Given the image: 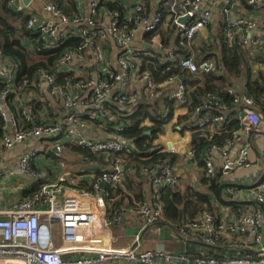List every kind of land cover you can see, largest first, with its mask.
<instances>
[{
    "label": "built area",
    "instance_id": "built-area-1",
    "mask_svg": "<svg viewBox=\"0 0 264 264\" xmlns=\"http://www.w3.org/2000/svg\"><path fill=\"white\" fill-rule=\"evenodd\" d=\"M39 1L51 17L31 13L27 18V27L41 35L43 46L48 49L60 47L70 37L81 38L78 46L68 47L61 52L55 67L56 71L73 72L77 80L65 88L57 85L56 73L41 71L39 78L28 85L44 90L55 98L60 97L63 114L58 120L25 127V121L32 120L31 102L34 99L31 96L30 103L22 102L23 95L28 92L31 95L33 88L18 92L11 101L21 112V118L15 117L8 100L9 92L15 88V65L0 48V82L7 84L0 93V111L6 122L0 139V183L10 176V172L2 167L3 152L28 141L37 146L21 154L19 172L31 177L34 183H39L32 194L18 199L13 207L0 208V264H264V176L240 188L227 184L223 188L227 199H247L262 208L254 209L250 205L234 221H223L211 212H205L188 220L176 232L184 237L198 235L204 243L214 245L229 234H243L249 230L252 241L245 251L227 253L223 258L174 253L168 251L159 240L154 244L142 240L141 233L145 228L162 217V205L158 201L134 200L113 215L109 211L106 188L125 181L123 155L131 152L135 146L119 133L126 126L124 120L127 116H121L123 124L116 129L114 137L93 138L83 134V130L88 131L94 125L102 126L101 121L112 110L114 102L135 107L143 100L152 101L159 89L172 83H176L174 90L160 104L171 99L174 105L189 109L191 93L181 76L156 82L154 74L148 70L142 71L141 65L144 56L158 57L157 53L133 44L139 30L148 34L163 23L162 9L168 12V21L171 20V26L176 29L177 39L168 48L166 56L158 58L172 62L176 61L179 50L190 52L189 56H181L178 64H169L162 70L163 74L177 65L193 74L219 70L215 59L197 60L193 50L197 33L210 25L216 11L221 15L222 31L228 43H238L264 52V32L260 31L257 19L239 11L238 0H162L161 7L153 13L147 9L145 0H138L122 13L105 8V0H91L87 7L80 0H71L76 8L74 14H68L50 0ZM19 2L10 0L18 11H22L23 5ZM246 3L258 9L264 7V0H246ZM181 17L188 19L180 22ZM109 37L114 39L119 51V68L116 70L103 49V42ZM153 38L162 46L163 42L158 36ZM88 54L92 57L93 69L74 72L71 64ZM27 82L25 80L24 83ZM137 82L145 86L140 96L130 91L132 84ZM231 93L233 100L230 104L225 103L218 94L208 93L201 97L190 113L193 133L211 140L228 120L229 113L234 110L239 112L237 118L242 126L234 132L233 139L222 146L213 145L207 151L204 167L209 179L221 172L226 174L249 168L252 164L250 144L246 142L235 158L230 157L231 148L245 135L264 133V113L259 112L261 105L256 98L235 87ZM167 113V110L163 111V118L167 117ZM9 126L12 131H9ZM67 143L101 154L108 168L92 169L90 166L95 163L83 157L88 169L82 170V174L65 170L52 179L44 180L36 166L40 155L39 144L63 154ZM175 151V147L169 143L168 152ZM213 151L223 156L221 167L215 165ZM189 153L194 155V150L191 149ZM158 166L161 169L159 174ZM140 174L151 179L156 197L163 186L179 185L178 174L170 159H165L155 168L144 166ZM78 178H89L88 185H76ZM103 183L106 188H102ZM127 212L140 218L144 224L131 245L116 246L112 227L119 224ZM55 221L60 229L61 241L58 244L54 239Z\"/></svg>",
    "mask_w": 264,
    "mask_h": 264
},
{
    "label": "trees",
    "instance_id": "trees-1",
    "mask_svg": "<svg viewBox=\"0 0 264 264\" xmlns=\"http://www.w3.org/2000/svg\"><path fill=\"white\" fill-rule=\"evenodd\" d=\"M58 4L68 14H74L75 5L71 0H50ZM246 1V0H243ZM105 8L111 10H118L122 13L121 8L114 2L105 1L103 3ZM163 23L158 27L156 31L146 34V38L152 39L153 36H160L159 38L165 44L163 36V30L161 29L168 12L165 9L161 10ZM27 18L23 12H15L11 6L10 0L0 1V48L5 56L11 58L15 65V88L9 92V108L14 113V116L21 118L20 111L17 110L16 105L11 101L18 92L26 91L33 88L31 85L34 79H38L41 71H47L56 73V83L59 86L69 88L72 83L77 79L74 77L73 72L69 71H56V62L61 52L68 48H74L81 42V38L78 36L70 37L65 40L60 47L56 49L44 48V41L39 33L28 29ZM171 25V20H169ZM173 28V27H172ZM32 43H29V42ZM30 44V45H29ZM202 47L197 60H203L208 58H214L219 64L218 71L205 72L200 74H193L187 69L181 66H172L169 71L162 73L169 64H178L181 56H189L190 52L187 50H179V54L176 55V61H162L158 57L144 56L142 58V71H150L154 74L156 82L162 83L165 79L171 76H184L186 80L184 83L188 87L191 93V103L189 104V116L193 107L200 102L201 97H204L208 93H216L221 99L227 103H232L233 96L231 89L237 84L243 92L250 94L256 98L258 103L264 110V70H257L255 68V62L258 59L260 63L264 64V56H256L252 52L250 47H244L238 43H228L223 34L220 36L219 49ZM25 80L28 82L25 84ZM6 83L0 82V93L6 88ZM161 89H159L160 92ZM157 95L152 101H141L133 111H131L129 117H126L125 128L119 133L128 141L134 143V149L128 154H124L125 160L124 168L126 171L125 181L121 185L115 187L108 185L106 188L107 202L109 211L113 215L117 210H121L127 205H131L133 200L142 201L144 192H140L137 198H133L126 189H131L133 184L140 185L142 175L140 170L144 166H150L155 168L157 165L163 163L165 159H170L173 164L176 159V153L163 151L162 146H157L153 141L157 138L158 134L164 132L165 124L170 120L174 112V101L167 99L166 103L160 104L161 100H156ZM46 102L41 100H33L31 102L32 120L25 121L24 126H32L43 122V118L40 117V112L45 107ZM167 110V117L163 118V111ZM232 114V113H231ZM228 117V120L221 126V130L214 133L213 138L208 140L206 137L199 136V133H193V150L194 155L199 159L206 157L207 151L211 150L213 145H224L228 140L233 139L234 132L242 126L241 121L238 118ZM188 115L184 116L187 117ZM128 120V121H127ZM149 120L150 125L145 124V121ZM5 119L0 111V139L4 134ZM151 130V133L147 134L146 131ZM155 148V150H152ZM65 152H71L79 154L83 157H88L90 162L95 163L90 167L92 169L101 170L104 162L101 154H96L89 149L81 148L74 143H67ZM108 168V166L106 165ZM149 178V177H148ZM219 175L215 178L209 179L206 177L205 184L209 187L212 193H215L216 200L213 199L208 192L191 188L188 190H181L179 186H163L158 192V197L154 195L155 201H158L162 205V217L155 223L145 228L142 235L143 241H148L151 238H158L157 231L161 228H166L174 234V237L170 240L174 242L177 247L171 248L174 253H186L189 255H207L223 258L227 253L221 252L218 249L220 241L219 239L214 245L201 247L199 251L193 247V245L185 243V238L176 232H179V228L188 220H193L205 212H211L217 219L220 218L219 209L216 201L230 204L228 199H225L226 195L220 189ZM43 181V179L41 180ZM76 185L86 186L88 181L77 182ZM39 187V183H36L29 187L27 194H32ZM227 198V197H226ZM126 201V202H125ZM190 236V235H189ZM163 244L166 241H160ZM165 245V244H164ZM165 247H167L165 245ZM218 251V252H217Z\"/></svg>",
    "mask_w": 264,
    "mask_h": 264
},
{
    "label": "crops",
    "instance_id": "crops-1",
    "mask_svg": "<svg viewBox=\"0 0 264 264\" xmlns=\"http://www.w3.org/2000/svg\"><path fill=\"white\" fill-rule=\"evenodd\" d=\"M90 1L91 0H80L81 4L84 7H87ZM105 1L116 3L117 5H119L122 11L126 12L128 8H130L138 0ZM238 1L240 2L238 10L256 18L259 23L260 31L264 32V7L258 9L254 6L248 5L246 1ZM145 2L147 9L150 11V13H153V11H155L158 7H161L162 0H145ZM19 3L23 5L22 11H18L16 5L11 4L15 12H23L25 16H28L31 13H38L41 15V17H51V14L43 10L42 3L39 0H34L30 3H25L24 0H20ZM106 20H109L108 16L106 17ZM161 29L163 30V34L165 35V37L163 36L164 41H166L165 44L162 43V46H160V42L157 39L153 38L148 40L145 36L146 34H144L140 30L137 32L133 44L135 46L143 47L148 51L157 53L158 57L165 56L168 48L172 46L174 44V41L177 39L175 32L176 29H173L170 25L168 16H166L165 22ZM221 35L222 19L219 11H216L210 25L200 30L196 35V41L193 49L195 56L197 57L199 55L202 47H216L215 49H219V41ZM29 43L32 42L30 41ZM103 49L107 56L111 59L112 68L115 70L118 69L119 51L114 39L109 37V39L104 41ZM250 50L254 52L256 56H264V52L262 51L255 50L253 48H251ZM91 66L92 57L90 54H88L84 59H76L71 64V68L74 72H86V68L91 69ZM255 68H257V70H264V64L260 63L257 59L255 62ZM184 80H186V78H184ZM236 83L241 86L240 83ZM237 84L234 87L238 91H242V89ZM175 86L176 83L164 86V88H162L161 91L157 93L155 101L161 100V103L162 100L165 99L167 94L172 93ZM144 87L145 86L142 82H137L135 84H132V86L130 87V91L132 94H137L138 96H140L144 92ZM31 96H33L34 100H41L43 102H46L45 107L39 114L44 121L52 122L58 120L63 114L61 102L62 99L60 97L55 98L44 90L33 88L31 95L29 92L23 95L24 100L22 102L30 103L29 99ZM111 107L112 110L108 113L107 117H105L101 121L102 126L94 125L88 131L83 130V134L93 138H111L116 136V129L123 124L121 123V120L123 119L121 118V116L126 115L128 118L131 111H133L135 107L132 105L118 104L116 102H114ZM174 108L175 109L172 117L165 124L164 132L158 134L153 143L157 146H162L163 151H168L169 143H172V145L175 147L176 159L173 164L175 171L179 177L178 186L181 188V190L185 191L191 188L199 189L208 192V194H211L213 199L216 200L217 195L215 193H212L209 190V187L205 184V160L199 159L198 156L189 153V151L194 148L193 131L190 129V124L193 122V119L189 116V109L183 106L180 107L177 104L174 105ZM259 112L264 113L262 107L259 108ZM230 114L232 117L237 118L239 112L237 110H234L229 113V116ZM186 115L188 116L184 117ZM145 124L150 125L151 122L149 120H146ZM9 131H12V128L10 126ZM246 142L250 144V158L252 161L251 166L247 169H241L238 172H229L226 174L221 172L218 179L220 184L233 185L240 188L255 182L259 177L264 176V133L259 134L253 132L252 134L250 133L248 137L245 135L242 139L236 141L231 148L230 157H237L239 149L242 146L246 145ZM42 144H39L40 155L37 158L36 166L41 171L42 178L44 180L52 179L58 173L65 170H72L78 174H82V170L86 168L88 169V163L84 159H82V156H80L79 154L64 152L63 154L56 153V156H52L48 152L50 151L51 147L47 148L48 146ZM34 146L37 145H35L33 142L28 141L15 148L5 150L3 152L2 167L6 171L10 172V176L5 178L0 183L1 209L13 207L18 199L27 194V190H29L28 188L36 184L33 182L31 177L19 172V158L21 154ZM212 154L216 162L215 165L217 167H221L224 159L223 156L217 151H213ZM103 168H107L104 163L102 164L101 169ZM158 168L159 166L157 167V169ZM141 178L144 180H142L140 185L133 184L132 188L130 190L126 189V191L129 192V194L133 198H137V195H139L140 192H144L143 200H147L149 202L155 201L151 179L143 175ZM88 180L89 178H78L77 182H86ZM221 191L223 192V189H221ZM225 199L227 198L225 197ZM228 200L230 201V204H224L221 201H216L221 218L220 220L223 221H234L237 215L242 213L250 205H252L254 209L262 208L261 205L255 202L247 201V199L237 198L236 200ZM143 224L144 223H142L140 218H135V215H133L132 213H125L121 222L112 227L114 244H118V246L131 245L136 234L141 231ZM54 228L55 243L58 244L61 241L60 229L57 224H55ZM173 237L174 236L167 240H164L166 241L164 244L167 246L168 250H171L170 240ZM185 239V243L188 244V246H190L191 244L198 251L199 249H201V247L211 246L209 244L207 245L206 243L204 244V242L198 235H190ZM157 240L163 241L160 240L159 237L157 238ZM251 241L252 235L249 230H247L243 234H229L223 237V239L220 241L218 249H221V252L223 253L224 250L232 253L241 252L245 251V249L248 248Z\"/></svg>",
    "mask_w": 264,
    "mask_h": 264
},
{
    "label": "water",
    "instance_id": "water-1",
    "mask_svg": "<svg viewBox=\"0 0 264 264\" xmlns=\"http://www.w3.org/2000/svg\"><path fill=\"white\" fill-rule=\"evenodd\" d=\"M24 2L25 3H29L30 0H24ZM187 19H188V17H181L180 18V22H185ZM148 46H150V45H148ZM91 69H93V67H91ZM184 78H185L184 76H181V80H184ZM146 133L147 134L151 133V130H147ZM48 152L52 156H56V153H55L54 150H50ZM160 170H161L160 168L157 170V174H159ZM224 186H225V184H221V189H223ZM102 188H106V184L105 183L102 184ZM143 233L144 232L141 233V236L143 235ZM157 235H158L160 240H167V239L171 238L172 236H174V234L171 231H169L168 229H166V228L159 229V231H157ZM132 246H134V244Z\"/></svg>",
    "mask_w": 264,
    "mask_h": 264
},
{
    "label": "rangeland",
    "instance_id": "rangeland-1",
    "mask_svg": "<svg viewBox=\"0 0 264 264\" xmlns=\"http://www.w3.org/2000/svg\"><path fill=\"white\" fill-rule=\"evenodd\" d=\"M176 32V31H175ZM55 223H57L56 221L54 222V224ZM57 225H58V223H57ZM55 226V225H54ZM58 238H59V236H58ZM55 239V238H54ZM158 240L156 239V238H151V239H149L148 241H146L147 243H150V244H154V243H156ZM116 246H118V244H115ZM175 247H177V245L174 243V242H170V248H175ZM167 248V247H166ZM168 249V248H167Z\"/></svg>",
    "mask_w": 264,
    "mask_h": 264
},
{
    "label": "bare ground",
    "instance_id": "bare-ground-1",
    "mask_svg": "<svg viewBox=\"0 0 264 264\" xmlns=\"http://www.w3.org/2000/svg\"><path fill=\"white\" fill-rule=\"evenodd\" d=\"M171 186V185H170ZM195 255H196V253H195Z\"/></svg>",
    "mask_w": 264,
    "mask_h": 264
}]
</instances>
